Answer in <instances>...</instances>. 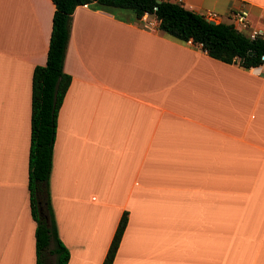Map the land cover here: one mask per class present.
I'll use <instances>...</instances> for the list:
<instances>
[{
  "label": "crops",
  "instance_id": "obj_1",
  "mask_svg": "<svg viewBox=\"0 0 264 264\" xmlns=\"http://www.w3.org/2000/svg\"><path fill=\"white\" fill-rule=\"evenodd\" d=\"M217 21L264 0H183ZM51 0H0V264H36L28 191L32 72ZM220 14V15H218ZM226 14V20L221 15ZM49 179L67 264H264V76L135 18L72 13Z\"/></svg>",
  "mask_w": 264,
  "mask_h": 264
},
{
  "label": "trees",
  "instance_id": "obj_2",
  "mask_svg": "<svg viewBox=\"0 0 264 264\" xmlns=\"http://www.w3.org/2000/svg\"><path fill=\"white\" fill-rule=\"evenodd\" d=\"M54 5L51 33L44 65L32 72L28 191L32 217L36 264H67L69 251L59 238L51 205L49 179L59 108L71 82L64 71L70 38L72 13L79 5L114 13L128 10L139 19L153 15L158 29L180 42L191 40L210 57L236 63L244 69L264 64V40H250L231 23L207 20L182 4L163 0H51ZM42 207L41 211L40 208ZM127 224V212L118 222L102 264H112ZM51 262V263H50Z\"/></svg>",
  "mask_w": 264,
  "mask_h": 264
},
{
  "label": "built area",
  "instance_id": "obj_3",
  "mask_svg": "<svg viewBox=\"0 0 264 264\" xmlns=\"http://www.w3.org/2000/svg\"><path fill=\"white\" fill-rule=\"evenodd\" d=\"M163 1L183 4V0H163ZM204 17L207 20L215 21V22L218 19L217 14H215L212 11H206ZM229 17H230V23L233 24L238 31L246 35L250 40H254L257 38L264 40V23L255 24L251 20L249 12L245 9L244 6L231 10L229 13ZM139 20L144 22L147 25L157 26L156 18L149 13H144L139 18ZM187 43L193 44L191 40H188ZM260 70H261L262 75L264 76V64L261 65Z\"/></svg>",
  "mask_w": 264,
  "mask_h": 264
},
{
  "label": "rangeland",
  "instance_id": "obj_4",
  "mask_svg": "<svg viewBox=\"0 0 264 264\" xmlns=\"http://www.w3.org/2000/svg\"><path fill=\"white\" fill-rule=\"evenodd\" d=\"M208 8L207 7H199V8H196V10L198 11V13H200L201 15H205V13H206V10H207ZM218 15H220V14H218ZM226 14H224V15H221L220 17H221V20H223V21H225L226 20ZM218 20V19H217ZM218 22V21H217ZM51 263V262H50Z\"/></svg>",
  "mask_w": 264,
  "mask_h": 264
},
{
  "label": "water",
  "instance_id": "obj_5",
  "mask_svg": "<svg viewBox=\"0 0 264 264\" xmlns=\"http://www.w3.org/2000/svg\"><path fill=\"white\" fill-rule=\"evenodd\" d=\"M212 23H214L215 21H211ZM42 207L40 208V211H41Z\"/></svg>",
  "mask_w": 264,
  "mask_h": 264
}]
</instances>
